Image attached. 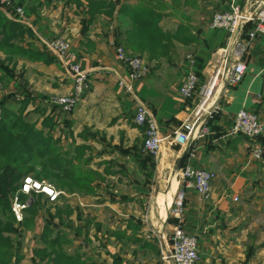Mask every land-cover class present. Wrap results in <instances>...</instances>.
<instances>
[{
  "label": "crops",
  "instance_id": "obj_1",
  "mask_svg": "<svg viewBox=\"0 0 264 264\" xmlns=\"http://www.w3.org/2000/svg\"><path fill=\"white\" fill-rule=\"evenodd\" d=\"M262 2L240 0L236 4L242 13L254 15ZM104 3L112 9L101 6L90 21L86 0H25L23 4L27 23L21 25L36 35L34 48H41L48 39L65 37L87 71V88L75 108L63 113L54 105L57 111L52 116V135L60 139L62 152L68 157L82 153L84 169L100 174L104 181L91 183L100 188L95 195L58 189L64 193L58 207L75 209L58 217L70 221L68 228H55L66 235V246L72 251L69 254H87L94 264H154L169 249L170 232L176 225L169 206L178 190L183 193L184 230L197 238L198 264H264V160L249 157L254 144L264 146V135L256 143L241 135H225L239 109L264 120V37L250 42L241 82L215 91L216 112L208 126L206 123L207 133L184 146L163 144L153 158L151 175H146L147 169L138 164L142 133L132 121L134 105L140 101L145 106L162 136L178 127L184 105L176 89L185 56L193 58L198 52L211 29V15L227 10L230 1ZM248 24L243 26L241 37ZM24 39L27 42V37ZM114 45L122 46L147 66L142 80L129 85L127 68L115 58ZM214 52L200 72L202 81L213 71ZM63 64L58 58L37 63L36 71H43V77L52 73L56 84L48 94L71 92V79ZM187 147L193 156L189 158L187 152L181 167L190 164L213 175L205 201L176 180L181 169L177 170V165ZM167 161L174 164L172 170L166 167ZM109 186H116L120 195L111 196L105 191ZM232 197L237 201L232 202ZM61 201L66 204L61 205ZM44 219L42 212L35 218L38 236ZM91 246L93 250L98 247L99 259L90 257Z\"/></svg>",
  "mask_w": 264,
  "mask_h": 264
},
{
  "label": "built area",
  "instance_id": "obj_2",
  "mask_svg": "<svg viewBox=\"0 0 264 264\" xmlns=\"http://www.w3.org/2000/svg\"><path fill=\"white\" fill-rule=\"evenodd\" d=\"M21 1L0 0V10L8 19L26 24L27 17L24 5L19 3ZM258 7L260 9L256 14L248 15L241 12L235 0H230L227 10L214 12L211 15L208 26L225 31L226 41L223 48L213 53L215 58L211 65L213 71L206 76L198 88H196L197 77L191 71L193 58L191 55L185 56L184 67L187 71H183L176 89V96L184 106L179 111V125L170 135L162 136L145 106L140 101H136L132 121L141 129L143 154L154 158L165 143L184 146L188 141L207 133L206 123L216 112L215 91L223 86H235L241 82L246 72L245 56L250 42L264 37V2L258 3ZM248 23L252 24V28L241 37V30ZM43 45L63 61L72 83V90L68 95L55 96L48 103L57 106L64 113H70L87 88V71L79 64L70 41L65 37H55L44 41ZM113 47L115 58L127 68L129 85L142 80L148 72L142 60L127 53L120 45ZM127 89L130 90V87ZM225 135H241L250 141H256L264 135V120L245 109H239L235 112ZM263 149L264 146L254 144L249 151L250 159L259 160ZM192 156L191 150L188 152V157ZM177 177L185 187L193 189L199 199L203 201L208 199L212 173L201 167L185 164L177 172ZM32 193L44 196L50 203H55L61 195H64L62 191L48 183L36 180L32 176L24 177L11 199V213L16 222L22 221L23 210L28 206V202H22L20 196H28ZM182 200L181 191L172 199L169 213L176 219V225L171 229L169 249L161 253L154 264H195L198 261L196 236L180 226L183 215ZM231 200L236 202L237 198L232 197Z\"/></svg>",
  "mask_w": 264,
  "mask_h": 264
},
{
  "label": "trees",
  "instance_id": "obj_3",
  "mask_svg": "<svg viewBox=\"0 0 264 264\" xmlns=\"http://www.w3.org/2000/svg\"><path fill=\"white\" fill-rule=\"evenodd\" d=\"M24 1L22 0L19 3L23 5ZM86 1L88 5L87 14L90 17L89 21L100 11L101 6L112 9L109 4L106 6L104 0ZM239 1L235 0L237 3ZM246 28H248V31L252 26L248 24ZM27 31L29 30L25 26L7 19L0 12V46L9 51H16L19 45L17 43L14 44V41L18 42L21 40ZM226 36L227 33L221 29L211 28L207 31L204 37V44L199 47L198 52L193 56L191 71L197 77L196 88L203 82L200 72L208 61L210 54L220 45H223ZM184 71H187L185 67ZM10 81L11 78L7 73L0 71V83ZM1 88L7 90L8 87L6 84H2ZM24 106L22 110L25 109ZM20 108L19 105L17 109ZM47 120L52 119L50 117L45 122ZM209 123H207V126ZM51 124H54L53 121ZM58 143H60L59 138L53 141L52 134L46 135L42 130L35 129V124L24 122L14 114L12 109L6 107L5 101L0 100V264L19 263L22 259L20 252L23 237L18 232L19 230L16 229V226L20 225L26 228L34 225L35 218L41 212H44L45 219L47 218V220L44 219L42 232L38 236L43 246L38 247L34 251L40 257L41 262L47 260L46 263L49 261L50 264H94L89 262V260L82 261L81 256L77 253H66L62 248L63 243L68 242L66 235L56 230L54 224L49 223L55 217H60L62 211H64L63 209H65L67 215L70 214L72 209L69 207L60 208L57 204L49 203L46 199L45 202L48 204V207L43 209L44 205H40L33 199L23 210L24 217L21 222H16L11 213V199L19 188L22 179L26 176H32L37 180L47 179L57 189L68 192L80 194L94 193L95 187L91 186V183L94 182V176L98 174L84 169L82 153L76 152L75 156L68 157L65 152H59L60 146L55 147ZM38 160L41 161L42 165L39 170L36 169V162ZM138 164L140 168L147 169L146 175H151L153 169V158L151 156L141 153ZM20 198L24 199L25 197L21 195ZM182 205L184 211L183 200ZM51 209H54V213L50 212ZM180 226L184 229V220L183 222L181 220ZM188 233L195 236L194 233ZM14 237L15 239L16 237H20V240L15 241Z\"/></svg>",
  "mask_w": 264,
  "mask_h": 264
},
{
  "label": "rangeland",
  "instance_id": "obj_4",
  "mask_svg": "<svg viewBox=\"0 0 264 264\" xmlns=\"http://www.w3.org/2000/svg\"><path fill=\"white\" fill-rule=\"evenodd\" d=\"M64 1L67 2V1H72V0H64ZM0 12L3 14L1 10ZM147 34L146 36H148ZM24 36L18 42L14 41V44L17 43L19 45L17 46L16 51H9L5 49L4 47L0 46V71L6 72L7 75L11 78L10 82L0 83V100L3 102L5 101L6 107L12 109L14 114L20 117L21 120H23L24 122H27L29 124H35V129L42 130V132L46 135L52 134L53 129H54V124H51L53 121L52 116L55 115L57 109L54 107V105H48L49 104L48 102L55 96L48 94L47 91H49L51 87H56V84H54L51 80L52 73L48 72L49 74L47 73L43 77L42 76L43 71H36V67H37L36 65L37 63H43L44 61L55 62L57 58L61 62V64H63V62L58 57L57 54L49 51L42 44H41V48L35 49L34 48V45H36L35 38L37 37L30 30L27 31L24 34ZM26 37H27V42L25 41L26 39H24ZM51 54H53V56L55 55L57 58L55 56L54 57L56 59L53 58ZM2 84L7 85L8 87L7 90H3L1 88ZM57 96H60V95H57ZM19 102H21V104H19ZM19 105L21 108L17 109L19 108ZM23 105H25L24 106L25 109L22 110ZM47 112L49 113L46 114ZM50 117L52 120H49V121L47 120L45 122V120ZM54 140L55 139L53 138V141ZM58 146H59V143L56 144L55 147H58ZM259 146H262V145H259ZM59 152L62 153V150L60 149ZM36 163H37L36 169L39 170L42 166L41 161L38 160ZM166 167L172 170L174 168V164L171 161L169 162L167 161ZM39 181H42V182H45V183H48L54 186V184L48 181L47 179H41ZM93 181H96L98 185L101 182H104L100 174L94 176ZM98 190H100L99 186L95 187L94 193L92 195H95ZM105 191L109 192L111 196L120 195L119 189L116 186H109L105 189ZM177 192L178 190L176 191L173 198L176 196ZM32 195H35V196H32ZM23 196L25 198L24 199L20 198V200L24 203L28 202L29 204L34 199L40 205L41 204L44 205L43 209H46L48 207V204H46L45 202L46 198L42 195L32 193L31 195H28V196L23 195ZM61 196H64V195H61ZM57 201L54 204H57ZM59 203H62V201ZM65 204L66 202H63L61 205L64 206ZM76 207L77 209L78 207L81 208V206H76ZM73 209L74 208H72V210ZM53 210L54 209H51L50 212L54 213ZM63 210L64 211H62V214H65L66 213L65 209ZM42 213L44 214V212ZM23 217H24V214H23ZM45 220H47V218ZM69 222L70 221L67 220V218L59 219L55 217L49 223L52 225L54 224V226H56L55 227L56 229L64 230L69 227ZM16 229L19 230L18 232H20L23 237L21 240L22 246H21V252H20V255H22V259L19 261L18 264H50L49 261L46 263L47 260H44V262H41L40 257L37 256V254H35L34 252L35 249L43 246L38 238V234H37L38 227L36 226V223L26 228H23L20 225H17ZM17 240L19 241L20 237H16L15 241ZM66 245L67 243H63L62 248L64 250L66 249L67 251L66 253H72L71 248L67 247ZM95 249H98V247H94V250H93L91 246L90 257L94 259H99V254H97ZM77 254L78 255L81 254L80 258L82 261L89 260L88 257H86L87 254H82L81 252H78ZM195 264H198V263L196 262Z\"/></svg>",
  "mask_w": 264,
  "mask_h": 264
},
{
  "label": "water",
  "instance_id": "obj_5",
  "mask_svg": "<svg viewBox=\"0 0 264 264\" xmlns=\"http://www.w3.org/2000/svg\"><path fill=\"white\" fill-rule=\"evenodd\" d=\"M188 150H189V147H187L186 150L183 152V155H182V158L180 160V163L177 165V170L180 169L182 161L185 159ZM261 158L264 160V149L262 150ZM176 180H178V177H176Z\"/></svg>",
  "mask_w": 264,
  "mask_h": 264
},
{
  "label": "bare ground",
  "instance_id": "obj_6",
  "mask_svg": "<svg viewBox=\"0 0 264 264\" xmlns=\"http://www.w3.org/2000/svg\"><path fill=\"white\" fill-rule=\"evenodd\" d=\"M209 69V68H208ZM217 90H219V89H217Z\"/></svg>",
  "mask_w": 264,
  "mask_h": 264
}]
</instances>
